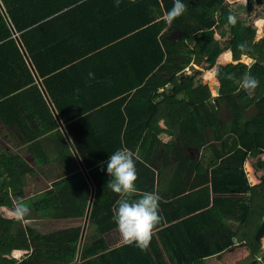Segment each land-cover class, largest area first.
<instances>
[{
	"label": "trees",
	"instance_id": "obj_1",
	"mask_svg": "<svg viewBox=\"0 0 264 264\" xmlns=\"http://www.w3.org/2000/svg\"><path fill=\"white\" fill-rule=\"evenodd\" d=\"M71 17L81 25L54 27ZM222 25L230 31L234 61L248 54L254 62L217 67L221 90L212 96L197 78L199 69L179 74L195 56L205 58L207 69L216 65L223 49L213 27ZM255 37L256 29L223 0H0L1 118L22 131L24 123L10 115L27 113L28 123L38 122L31 136L36 140L53 130L61 135L55 110L92 179L74 170L23 200L32 168L19 154L0 148V206L18 205L25 216L31 207L41 217L84 218L91 203L94 229L92 240L81 245V226L42 232L0 210V264H67L78 254L80 261L71 264H156L152 253L162 264L153 234L146 236L152 253L142 237L159 228L164 245L168 248V237L176 246L172 254H182L180 264H200L235 242L258 254L264 175L251 185L244 169L249 153L264 150V38ZM183 91L186 98H177ZM223 104L230 115L224 127ZM253 106L257 111L250 117ZM213 132L219 147L211 141ZM164 133L168 142L160 138ZM160 145L163 164L157 173L152 160ZM189 148L201 150L200 156L192 158ZM259 164L264 170V160ZM233 191L241 194L226 195ZM155 192L160 199L147 204L146 193ZM170 210L176 212L169 215ZM233 214L236 227L228 223ZM117 226L128 242L110 249L103 236ZM15 249L29 254L11 258Z\"/></svg>",
	"mask_w": 264,
	"mask_h": 264
},
{
	"label": "crops",
	"instance_id": "obj_2",
	"mask_svg": "<svg viewBox=\"0 0 264 264\" xmlns=\"http://www.w3.org/2000/svg\"><path fill=\"white\" fill-rule=\"evenodd\" d=\"M83 20H85V18ZM259 21L263 23V20L260 19ZM80 22L81 20H78V18L76 17H71V19L70 18L60 19L57 21V23H55L54 27L58 29H60L59 27H63V26H67V27L77 26L78 27L81 25ZM220 27H219V31H220ZM263 28H264V25L262 27V30ZM263 34L264 32L262 31V35ZM56 36L64 37L63 35L59 34L57 31H56ZM229 38H230V34H229ZM259 40L255 39V41H259ZM232 53H233L232 48L231 46L228 45V47L218 57L217 63H218V60H220V63L219 64L216 63L215 65L216 69L217 67L221 65H225L229 62H234V63L244 62L248 65H251L254 62V59L251 58L248 54H242V55H247L248 59L234 61ZM26 60L29 64V60L28 59ZM203 61L205 62V58H203ZM30 66H31L33 74L35 75L37 79L40 89L42 90L45 97L47 98V101L50 107L52 108V110H53V107L55 109L54 102L51 100V98L48 97L49 95L47 93L44 83L42 82V78H40V76L37 75V71L31 62H30ZM210 69H207V70H210ZM216 69L214 70L215 77L219 83V86L221 87V83L217 79V76H216ZM188 74H191V73H188ZM180 76H181V73L179 74V77ZM204 77H205V74H204ZM201 82L209 86L212 96H217L220 94V92L218 93L213 92L210 82H208L206 79L205 81L204 79L203 80L201 79ZM172 87L173 85L170 86V88ZM170 88H167V89H170ZM176 97L179 99L186 98L185 92L183 91L177 94ZM187 99L188 101L190 100L189 98ZM223 108H226L224 104L222 105V109L220 111L219 117L224 127L226 122L230 120V115H229L228 109L226 108L225 110L229 116L223 119L222 117ZM253 108H255V106L251 107L248 110V113H250V115L249 114L248 115L250 117L253 116L257 111V109H255L254 111ZM53 113L57 119V122L59 125L58 129L60 130L61 135L53 134L52 132L55 133V130H53L50 133L38 135L37 136L38 138H36V140H32L33 138L31 136L37 133L36 131L38 130L37 128L38 122H36L35 120L33 121V119L31 118L33 122L30 121L28 123L27 118H26L27 113L14 112V114L10 115V117L19 118V120L24 123L25 128H22V131L20 128H18L16 124H6L0 116V148L1 150L7 153L19 154L21 158L24 159L27 162V164L32 168L26 176L27 184L25 186V193L27 194V197L21 198L23 200L33 195H36L38 193H41L45 191L46 189L52 187L55 181H58L60 178L70 174L74 170H81L85 174L87 180L90 183L92 182V179L88 173L89 169L86 167L81 154L79 153L77 147L75 146L69 134V131L67 129V124L61 119L59 115L57 116L56 111H54ZM161 125L165 128H168L167 123L164 121H161ZM215 135H216L215 132L211 133V141L219 147L220 140L215 139ZM160 138L163 142H168L171 137L168 134L164 133L163 135L160 136ZM66 144L68 145L69 149L67 148ZM187 151L191 154L192 158L194 159L200 156L201 154V150L199 149L189 148L187 149ZM163 154H164V148H163V145H160L159 148L155 150V154L152 160L153 168L155 169L157 173L161 170V167L163 164ZM260 160H264V150L263 149L259 151L257 154H253L252 152L249 153L245 160L244 169L247 173V176H248V179L251 185L259 184L262 181L264 170L260 167V164H259ZM170 161L171 163H173V156H171ZM248 166H250V169H248ZM170 169L171 168H169L167 172L170 171ZM162 182L164 183V185H166L168 181H162ZM181 182L182 181H178V183H181ZM158 184H159V181H155V187H157ZM238 194H241V193H237L233 191V192L227 193L226 195L236 196ZM211 196L213 197L215 196V194L212 193ZM144 199L147 204L151 205V204H154L155 201L160 199V196L156 192L146 193ZM162 200L165 202L168 201L165 198L164 199L162 198ZM1 207H2V210L5 209L4 211H8L12 214H15V216H11V215H6L2 212L3 215L6 217L18 218V219L23 218V221L24 219H26L27 222L32 221L33 219L34 220L37 219L41 221L42 224L48 221H52L56 223L54 228L51 227V228L44 229V230H41L42 228L37 227L36 225L33 226L34 228L42 232H52V231L67 229V228H71L75 226H81L82 227L81 245L85 242H90L92 240V236L94 235V231H93L94 229L91 226L89 219L86 221V218H85L86 216L84 218L41 217V216H38V214L31 207H26V212L28 216H25L24 213L21 211V208L18 205H17V208L9 207V206H1ZM175 212L176 211L170 210L168 214L172 215ZM263 220H264V217H263ZM228 223L232 227H236L239 224V221L237 219V214L231 215L230 218L228 219ZM169 224L170 222L166 221V225H169ZM159 229L152 230L151 232L147 231L144 234H142V237L145 240L146 246L149 248V250L152 253L151 246L148 240L146 239L147 234L152 233L163 255L162 264H180L182 262V254L180 252H174V255L172 254V251L175 250L176 246H173V243L168 239V237H166V240L168 241V248H167L162 242L161 236L158 233ZM103 237L108 243V246L110 249L119 247L128 242L121 226H117L116 228H113L112 230L106 232ZM260 240L262 242V250L258 254L252 253L251 250L248 248V246L244 242H235V244L226 248L222 252L208 256L207 258L204 259V262L202 263L200 262V264H252L256 259H258V257L264 255V236ZM135 249L140 250L143 256L142 247L140 245H138V247H136ZM16 250H21L24 254V257H26L29 254L28 250L15 249L14 251ZM152 255L155 260V263L160 264L157 261L155 255L153 253ZM252 255H255L254 260L253 259L251 260ZM143 259H145L144 256H143ZM75 261H80V254H78L77 258L73 262H70L67 264L74 263Z\"/></svg>",
	"mask_w": 264,
	"mask_h": 264
},
{
	"label": "built area",
	"instance_id": "obj_3",
	"mask_svg": "<svg viewBox=\"0 0 264 264\" xmlns=\"http://www.w3.org/2000/svg\"><path fill=\"white\" fill-rule=\"evenodd\" d=\"M223 5L231 11L237 12L238 16L246 23L253 26L256 29V40H259L264 37L262 35V27L264 25V18L260 15L264 12V0L258 2V0H223ZM243 9V12L240 11ZM243 16V18H242ZM263 20L262 25L260 26L258 21ZM220 26H214L215 37L217 38L219 33ZM259 260H262V256L258 257Z\"/></svg>",
	"mask_w": 264,
	"mask_h": 264
},
{
	"label": "rangeland",
	"instance_id": "obj_4",
	"mask_svg": "<svg viewBox=\"0 0 264 264\" xmlns=\"http://www.w3.org/2000/svg\"><path fill=\"white\" fill-rule=\"evenodd\" d=\"M240 11H242L243 12V9H241ZM261 16H262V18H264V12L263 13H261L260 14ZM249 25V24H248ZM259 25L261 26L262 25V23H259ZM229 34H230V31L228 30L226 33H225V36L224 35H219L218 36V46L219 47H221L222 49H223V51L228 47V44H229ZM228 35V36H227ZM262 39V38H261ZM192 63H194V60H193V62ZM220 63V60H218V63L217 64H219ZM207 65H208V63L205 61H203V62H201L200 64H198L197 65V69H199L200 70V73L197 75V78H199L200 77V79H204V81H205V77H204V74H205V72H206V67H207ZM213 71L216 69V66H214L213 68H211ZM210 69V70H211ZM191 73H193V71L191 72ZM211 73H212V71H211ZM218 91V90H217ZM213 92L214 93H216V91L213 89ZM226 108H223V119H225V118H227L229 115H228V113L226 112V110H225ZM254 109V111H255V109H256V107L255 108H253ZM253 109H251V110H253ZM249 115H250V113H248ZM251 166V165H250ZM250 166H248V169H250ZM0 210L4 213V214H6V215H11V216H15V214H12V213H10V212H8V211H4L5 209H3L2 210V207L0 206ZM22 219V221H23V218H21ZM47 223V224H46ZM44 222L43 224H42V222L41 221H39V220H37V219H33L32 221H28L27 222V220L26 219H24V221H23V224L24 225H32V226H37V227H40V228H42L41 230H44V229H48V228H54L55 227V225H56V223L55 222H52V221H48V222ZM15 254H14V251L9 255L11 258L12 257H16L17 259H21L22 257H24V254H23V252H22V254H20L19 256H14Z\"/></svg>",
	"mask_w": 264,
	"mask_h": 264
},
{
	"label": "water",
	"instance_id": "obj_5",
	"mask_svg": "<svg viewBox=\"0 0 264 264\" xmlns=\"http://www.w3.org/2000/svg\"><path fill=\"white\" fill-rule=\"evenodd\" d=\"M258 2H261V0H258ZM227 31H228V27L227 26L222 25L220 27V31L219 32H220L221 35H224ZM263 32H264V28H263ZM202 61H203V57H201V56H195L194 57V63H191L188 67H186L182 71L181 76H184L185 74L191 73L192 71L196 70L197 69V65L200 64ZM170 86H172V85L171 84L167 85V88H170ZM220 89H221V87L219 86L218 92H220ZM189 103L190 104H194L193 100H191V99L189 100ZM93 196H94V188H93V193H92L91 201L93 200ZM90 208H91V203L89 205L88 212H87L86 217H85L86 218V221L89 219ZM255 236H256V239H258V240L261 239L264 236V220L262 221L261 225L257 229ZM252 259L253 260L255 259V255H252L251 256V260Z\"/></svg>",
	"mask_w": 264,
	"mask_h": 264
},
{
	"label": "bare ground",
	"instance_id": "obj_6",
	"mask_svg": "<svg viewBox=\"0 0 264 264\" xmlns=\"http://www.w3.org/2000/svg\"><path fill=\"white\" fill-rule=\"evenodd\" d=\"M258 23H261V21H258ZM211 71H212V73H211ZM205 79L208 82H210L212 90L214 89L216 91V93H218L217 90L219 88V83L216 80L215 73L213 72V70H208V71L205 72ZM14 253H15L16 256H19L20 254H22V251L21 250H16V251H14Z\"/></svg>",
	"mask_w": 264,
	"mask_h": 264
}]
</instances>
